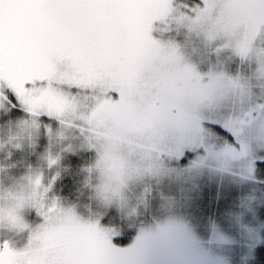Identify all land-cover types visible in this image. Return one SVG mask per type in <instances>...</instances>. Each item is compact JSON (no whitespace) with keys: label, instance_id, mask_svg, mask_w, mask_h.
I'll return each instance as SVG.
<instances>
[{"label":"snow or ice","instance_id":"1","mask_svg":"<svg viewBox=\"0 0 264 264\" xmlns=\"http://www.w3.org/2000/svg\"><path fill=\"white\" fill-rule=\"evenodd\" d=\"M34 6L43 12L36 28L41 61L19 80L0 78V99L32 117L24 124L39 129L42 118L63 123L61 112L74 106L71 93L99 90L103 99L97 98L88 118L99 142L89 147L118 158L110 183L148 177L180 187L191 178L199 186L205 177L220 175L240 181L229 179V191L264 192V99L239 78L202 74L179 45L153 35L155 25L175 13L178 23L218 42V53L230 47L242 63L254 56L256 73L264 76V47L257 48L264 43V0H200L179 9L176 0H34ZM132 12L138 13L134 22ZM50 97L58 103H49ZM43 127L51 138L52 125ZM148 193L145 187V204ZM257 207L264 208V199L241 216L246 256L264 246ZM225 216L211 227L195 224L183 198L171 201L150 224L133 229L130 244L119 245L111 235L108 264H221L214 242L229 234ZM10 254L7 242L0 245V256ZM56 264L80 261L62 257Z\"/></svg>","mask_w":264,"mask_h":264},{"label":"rangeland","instance_id":"2","mask_svg":"<svg viewBox=\"0 0 264 264\" xmlns=\"http://www.w3.org/2000/svg\"><path fill=\"white\" fill-rule=\"evenodd\" d=\"M199 2L176 0V8ZM42 15L34 0H0V38L4 41L0 46V78L19 80L40 63L36 28ZM129 15L134 22L138 13ZM175 16L155 25V38L179 45L184 59L202 74L223 72L239 78L254 90L255 98L264 99V76L256 73L254 56L242 63L230 47L218 53V42L206 41L195 29L190 31L186 22L178 23ZM261 47L264 43L258 42L257 48ZM71 95L74 106L61 112L63 123L42 118L39 129L24 124L32 117L23 107L0 99V245L7 242L10 246L7 264H56L62 257H75L80 264H108V238L113 234L120 237V229L108 221L119 219L130 228H140L159 217L169 202L181 198L195 224L207 222L211 227L227 213L230 235L221 233L224 241L214 242L221 264H255L260 246L246 256L247 228L242 229L241 216L250 205H259L264 192L251 188L243 193L229 191V179L240 181L220 175L205 177L198 181L199 186L191 178L180 187L158 184L148 177L126 179L122 185L110 183L117 173L118 158L107 150L98 154L89 147L97 145L99 136L88 118L97 98L103 97L99 90H78ZM48 102L58 103L54 97ZM44 124L52 125L51 138ZM49 157L56 162L50 164ZM64 179L67 186L62 184ZM145 187L149 188L146 204L140 199ZM61 193L72 196L67 199ZM5 213L18 216L19 225H8ZM257 214L264 220V208L257 207ZM256 231L259 233V227ZM19 257L23 260L18 261ZM0 264H6L2 256Z\"/></svg>","mask_w":264,"mask_h":264},{"label":"trees","instance_id":"3","mask_svg":"<svg viewBox=\"0 0 264 264\" xmlns=\"http://www.w3.org/2000/svg\"><path fill=\"white\" fill-rule=\"evenodd\" d=\"M62 184L65 186H67L68 182H66V180L64 179V181L62 182ZM63 196H65L67 199L70 198L72 196V194H63L61 193ZM107 221V219H106ZM105 221V222H106ZM107 224H112V225H116L117 228L120 229V237L116 238V243L119 245H126L128 242H130L131 240H133V238L136 236V232L133 231V228H130L127 226V224H125L124 222H119V219L116 220H112L110 223L108 221ZM130 228V229H129ZM255 264H264V246H260L256 252V256H255Z\"/></svg>","mask_w":264,"mask_h":264},{"label":"clouds","instance_id":"4","mask_svg":"<svg viewBox=\"0 0 264 264\" xmlns=\"http://www.w3.org/2000/svg\"><path fill=\"white\" fill-rule=\"evenodd\" d=\"M8 194L9 195H12V196H15L16 195L14 192H9ZM18 199H20V198H18ZM13 217H15L16 219L14 220ZM4 218L7 221V224L8 225H12V226H18L19 225V217L16 216L15 214L9 215L8 213H5ZM4 259H5V262L7 264L8 256L5 255L4 256ZM17 259H18V261H22L23 260V257H19Z\"/></svg>","mask_w":264,"mask_h":264}]
</instances>
